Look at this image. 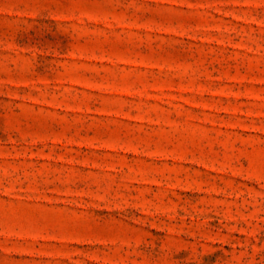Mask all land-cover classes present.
Instances as JSON below:
<instances>
[{"label": "rangeland", "instance_id": "374dc122", "mask_svg": "<svg viewBox=\"0 0 264 264\" xmlns=\"http://www.w3.org/2000/svg\"><path fill=\"white\" fill-rule=\"evenodd\" d=\"M0 264H264V0H0Z\"/></svg>", "mask_w": 264, "mask_h": 264}]
</instances>
